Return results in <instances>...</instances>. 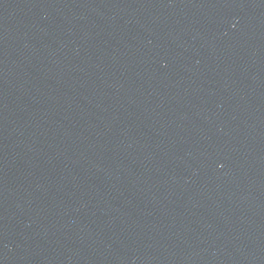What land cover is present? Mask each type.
<instances>
[{"label": "water", "instance_id": "obj_1", "mask_svg": "<svg viewBox=\"0 0 264 264\" xmlns=\"http://www.w3.org/2000/svg\"><path fill=\"white\" fill-rule=\"evenodd\" d=\"M0 264H264V0H0Z\"/></svg>", "mask_w": 264, "mask_h": 264}]
</instances>
